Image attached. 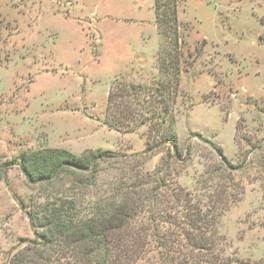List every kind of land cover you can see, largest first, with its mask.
<instances>
[{"label":"rangeland","instance_id":"rangeland-1","mask_svg":"<svg viewBox=\"0 0 264 264\" xmlns=\"http://www.w3.org/2000/svg\"><path fill=\"white\" fill-rule=\"evenodd\" d=\"M141 50L151 59L139 53L129 63ZM131 85L175 92L171 131L186 160L173 163L170 178L194 205L205 193L201 176L221 153L238 168L241 195L219 218L218 250L224 264H264V0H0V264H103L102 252L80 262L63 245L28 250L39 230L27 214L48 197L21 166L49 148L78 156L102 150L138 156L154 172L172 153L155 128L121 132L105 124L110 91L117 104ZM130 98L137 108L142 97ZM150 133L160 146L147 156ZM170 207L172 217L179 209ZM136 224L150 228L139 241L143 248L149 241L148 250L126 264H165L159 235L169 224ZM189 248L169 257L209 264L191 261L206 252Z\"/></svg>","mask_w":264,"mask_h":264},{"label":"trees","instance_id":"trees-1","mask_svg":"<svg viewBox=\"0 0 264 264\" xmlns=\"http://www.w3.org/2000/svg\"><path fill=\"white\" fill-rule=\"evenodd\" d=\"M157 19L160 20V14ZM130 88L133 92L124 90L117 104L110 91L105 124L121 132H134L139 126L149 124L155 128V136L160 135V144L171 145L172 153L154 172L144 171L143 162H137L138 156L102 150H87L78 156L68 150L49 148L26 157L21 166L26 179L31 185L41 187L48 197L42 210L27 214L39 230L37 241L28 250L42 247L54 252L63 245L76 261L89 262L102 252L103 264H126L137 251L147 252L149 241L144 248L139 241L143 234L151 237L150 228L139 227L136 222L148 220L173 227L159 235V254L167 256L165 264H176L178 259L169 254H184L190 251L189 247L198 253L206 252L204 259L189 257L193 262L224 264L225 250H218L221 244L217 224L222 214L239 201L240 185L233 175L238 168L221 153L215 169L201 176L199 183L205 193L199 204L194 205L196 198L170 178L173 163L186 160L171 131L174 118L170 107L175 92L171 85L154 91L148 89L145 93L141 87ZM133 93L142 97L133 99L137 108L127 104ZM147 141L144 155L148 156L160 144L152 139L151 133L147 134ZM212 147L221 150L215 144ZM167 204H172L171 209H179L172 217L166 214Z\"/></svg>","mask_w":264,"mask_h":264},{"label":"crops","instance_id":"crops-1","mask_svg":"<svg viewBox=\"0 0 264 264\" xmlns=\"http://www.w3.org/2000/svg\"><path fill=\"white\" fill-rule=\"evenodd\" d=\"M154 14H155V12H154ZM154 23H155V25H156V16H155V22H154ZM156 28H157V26H156ZM157 34H158V28H157ZM158 37H159V35H158ZM149 38H150V37H147V39H146V43H144V44L142 45L143 49H145V46H146V44L148 43ZM142 40H143V39H142ZM139 53H143V54H145V55L147 56L145 50L138 51V52H136V53L132 56V58H131V60H130L129 63H132V62L135 60L136 55L139 54ZM147 58H148V61L151 59L150 56H147ZM129 63H128V64H129ZM128 64H127V65H128ZM125 68H126V67H125ZM122 70H124V69L118 70L117 72H120V71H122ZM117 72H116V73H117ZM116 73H115V74H116Z\"/></svg>","mask_w":264,"mask_h":264}]
</instances>
